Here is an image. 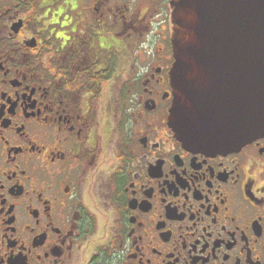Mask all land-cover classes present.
Listing matches in <instances>:
<instances>
[{
    "label": "flooded vegetation",
    "instance_id": "1",
    "mask_svg": "<svg viewBox=\"0 0 264 264\" xmlns=\"http://www.w3.org/2000/svg\"><path fill=\"white\" fill-rule=\"evenodd\" d=\"M171 2L0 0V264H264V138L168 127Z\"/></svg>",
    "mask_w": 264,
    "mask_h": 264
},
{
    "label": "water",
    "instance_id": "2",
    "mask_svg": "<svg viewBox=\"0 0 264 264\" xmlns=\"http://www.w3.org/2000/svg\"><path fill=\"white\" fill-rule=\"evenodd\" d=\"M168 127L182 147L264 138V0H172Z\"/></svg>",
    "mask_w": 264,
    "mask_h": 264
},
{
    "label": "rangeland",
    "instance_id": "3",
    "mask_svg": "<svg viewBox=\"0 0 264 264\" xmlns=\"http://www.w3.org/2000/svg\"><path fill=\"white\" fill-rule=\"evenodd\" d=\"M133 48L135 51L134 54L129 55V58H126L125 63H123V61H122V67L128 68L132 64H135L137 66L140 62V59L144 61V59H145V57L143 56V55H145V53L143 52L144 45H142V43H136L135 47H133ZM123 76L124 75H122V77ZM125 78H127V77L125 76ZM122 79H124V77Z\"/></svg>",
    "mask_w": 264,
    "mask_h": 264
}]
</instances>
